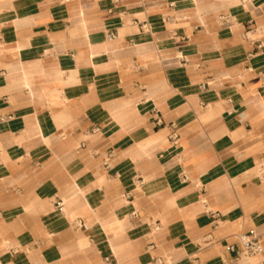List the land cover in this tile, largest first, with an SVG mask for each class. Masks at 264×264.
<instances>
[{
    "label": "crops",
    "instance_id": "0c3cea01",
    "mask_svg": "<svg viewBox=\"0 0 264 264\" xmlns=\"http://www.w3.org/2000/svg\"><path fill=\"white\" fill-rule=\"evenodd\" d=\"M249 228L264 264V0H0V264H224Z\"/></svg>",
    "mask_w": 264,
    "mask_h": 264
},
{
    "label": "built area",
    "instance_id": "2783aa9c",
    "mask_svg": "<svg viewBox=\"0 0 264 264\" xmlns=\"http://www.w3.org/2000/svg\"><path fill=\"white\" fill-rule=\"evenodd\" d=\"M156 124L160 125L161 123L157 120ZM168 128L169 138L176 142L179 137L177 126L169 124ZM223 248L225 252L224 264H236L243 258V255L253 256L261 253L263 245L256 229L249 228L245 233L236 236L234 242L225 243Z\"/></svg>",
    "mask_w": 264,
    "mask_h": 264
},
{
    "label": "bare ground",
    "instance_id": "6f19581e",
    "mask_svg": "<svg viewBox=\"0 0 264 264\" xmlns=\"http://www.w3.org/2000/svg\"><path fill=\"white\" fill-rule=\"evenodd\" d=\"M147 30H149V29H147ZM166 264H168V263H166Z\"/></svg>",
    "mask_w": 264,
    "mask_h": 264
}]
</instances>
